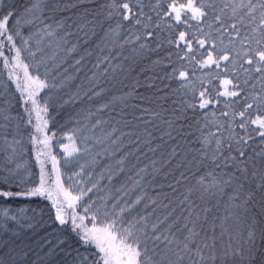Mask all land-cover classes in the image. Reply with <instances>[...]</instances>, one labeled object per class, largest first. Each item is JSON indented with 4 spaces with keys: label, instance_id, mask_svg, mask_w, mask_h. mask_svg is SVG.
<instances>
[{
    "label": "snow or ice",
    "instance_id": "snow-or-ice-1",
    "mask_svg": "<svg viewBox=\"0 0 264 264\" xmlns=\"http://www.w3.org/2000/svg\"><path fill=\"white\" fill-rule=\"evenodd\" d=\"M80 2L82 0H47L46 3L44 0H31L23 14L13 11L15 6L7 3L0 10V59L5 68L11 64L13 69L22 66L24 71L22 81L12 72L8 76L9 80L15 82L16 91L20 93L17 103L21 104L23 114L12 117L10 113L13 106L5 99L4 103L8 107L0 108V118L6 122L19 119L32 126L35 134L30 135L29 139L36 146L35 160L39 166L38 180L33 179L34 173L29 167L20 164L9 167L16 156V150L12 148L7 162L0 166V201L22 198L50 201L51 207L55 209L53 223L57 226L56 231L62 233L67 228L78 238L76 247H65L66 241L59 235L54 240H46L48 251L37 257L36 261L31 259L32 249L18 245L9 247L5 243L3 247L8 250L0 252V264H264V212H254L257 204L264 209V0H221L219 11L214 0H154L147 5L144 0H106V18H116V26L104 29L100 43L96 44L100 53L104 52V42L108 37L120 34L118 30L124 28L125 21L142 26L144 32L131 34L125 38V42L155 39L156 47L153 51L165 44L174 46L175 52H170L167 57L170 61L173 55L176 57L169 75L181 81L177 92L185 89L186 98L191 93L190 99L181 100L180 103L184 110H208L201 112L205 122L200 128L201 136L197 141L201 144V150L193 158L195 171L188 168L187 174L182 172L181 179L174 184L170 183L168 187L175 193V185L182 181L187 184L189 176L195 183L187 186L186 193L181 194L182 198L175 207H171L173 201L165 196L168 203L163 205L167 210L163 218L155 216L156 207L147 211L149 204L144 203L145 195L124 199L128 196L124 185L114 188L107 198L99 196L94 199L88 195L94 189L105 191L99 181L92 183L91 187H80L73 194L71 184L65 187L59 161L52 155L51 142L55 133L51 136L47 134L48 121L44 119L49 108L56 105L61 108L65 105L78 107L83 100H92L103 92L102 88L96 90L95 73L88 78L87 88L77 85L74 92L63 91L77 79L74 73L81 72L86 57L93 54L88 48H81V45H87L89 37L95 36L96 17L99 14L89 19L90 13L85 9L77 21H57L56 26L63 34L57 32L51 24L44 23L47 20L44 15L46 9L67 11L76 8ZM146 7L157 18L158 22L154 25L153 16L145 11ZM226 9H230V14ZM193 20L197 22L195 26L190 23ZM37 23L42 27H37ZM164 23L169 29L178 25L196 27L199 35L177 29L178 36L170 35L161 39L160 33L155 30L160 29ZM201 24L208 31L200 27ZM25 26L30 28L27 36L22 32ZM73 27L75 32L67 30ZM150 27L153 30L149 31ZM73 35L77 39L67 47L66 52L69 56L76 54L79 58L70 65L72 71L65 67L62 75L59 71L53 75V69L46 64L44 48L37 46L35 51L30 49V41L34 38H38V45L44 37L53 36L68 44L66 37ZM139 47L143 51L148 45L141 43ZM6 50L14 55L9 57ZM23 51H28L34 60V72H30L29 65L22 62ZM37 53L40 55L37 56ZM113 58L111 51L109 55H98L94 67L100 69L103 64L111 67ZM50 59L54 60L55 57ZM160 63V60L153 61L154 65ZM192 65L212 71L194 81L189 76V66ZM108 67L103 69L104 73H107ZM58 75L61 76L60 80H57ZM205 80L211 85V91L204 87ZM213 80L219 81V84L213 85ZM197 84L201 86L198 99ZM41 92H45V97L41 98L43 106L38 99ZM60 92L63 95H59ZM220 97L226 99L223 101L224 110H220L217 117L209 106L221 103ZM107 107L105 103L96 111ZM174 112H177L179 119V109H174ZM92 116L94 113L91 109L75 112V123L78 125L75 131L84 130L80 117L88 119ZM209 116L213 119L209 120ZM100 124V120H95L91 130ZM3 127L0 125V129ZM105 135L111 138L112 133ZM4 139L7 142L6 136ZM68 139L72 140L73 136ZM88 142L89 138L84 137L85 147L82 150L74 147L68 155L81 152L87 155L90 151ZM100 142L97 140V143ZM19 143L13 138V144ZM47 158L52 161L51 172L45 167ZM123 164L124 160L120 159L115 171H107L109 184L123 173ZM79 167L80 171L74 172L68 180L82 176L84 165ZM136 175L139 176V172ZM87 180L91 181L90 173ZM76 183L83 184L84 180H77ZM134 183L138 184L139 181ZM208 195L217 204L219 199L227 196L222 217L216 215L209 219L212 208L207 206ZM141 204L143 209L137 207ZM150 204L158 206V200L152 199ZM78 208L80 211H77ZM177 208L179 215H175ZM27 211L20 209V214ZM0 215L17 220V216L11 214L8 208L0 209ZM86 219L91 222V227L85 224ZM60 253L63 255L58 262Z\"/></svg>",
    "mask_w": 264,
    "mask_h": 264
},
{
    "label": "trees",
    "instance_id": "trees-1",
    "mask_svg": "<svg viewBox=\"0 0 264 264\" xmlns=\"http://www.w3.org/2000/svg\"><path fill=\"white\" fill-rule=\"evenodd\" d=\"M44 2L46 3L47 0H44ZM150 2H154V0H144L146 5ZM4 3L14 5L15 7L12 10L23 14V10L30 6L31 0H0V10H2ZM214 3L217 5V11H219L221 0H214ZM105 4L106 0H82V2L77 3L76 8H69L67 11L61 9L56 11L45 10L44 15L47 16V20L44 23L51 24L61 34H63V31L57 28V21L61 23L77 21L80 13L84 12L85 9L90 13L89 19H92L93 15L99 14L96 17L95 36L89 37L87 45H81V48L86 47L93 54L86 57L81 65V72L74 73L77 79L72 81L71 85L64 88L63 91L74 92L77 85H84L87 88L88 78L92 77L93 73H95L97 82L96 90L103 89L101 96L93 97L92 100L85 99L78 107L72 105H65L63 108L59 105L50 107L49 113L44 116V119L48 121L46 131L49 136L55 133L53 140L61 142L68 140L81 150L85 147L83 138H89L87 146L90 151L87 155L82 152L75 153L67 160H60V169L65 187L71 184L73 194H76L78 188L91 187L92 183L99 181L100 187H104L105 191L100 192L98 189H94V192L88 195L94 199L99 196L107 198V195L114 188L124 185L125 190L128 192V196L124 199L134 198L135 195H145L146 200L144 203L149 204L147 211H151L152 207H156L155 216L163 218L167 213L163 205L168 203L165 196L173 201L171 207H175L182 198L181 194L186 193L187 186L195 183L189 176L187 184L182 181L179 185H175L177 189L175 193H172L168 187L170 183L174 184L176 180L181 179L180 174L182 172L187 174L188 168L195 171L193 158L201 150V144L197 141L201 136L200 128L205 122L201 112L208 110H184V106L180 103L181 100L190 99L191 93L186 98L185 89H180L177 92L176 89L180 88L181 81L169 75L172 71V62L176 60V57L173 55L171 61L167 57L170 52H175L174 46L165 44L158 50L153 51L152 49L156 47L155 39L125 42V38L131 34L138 35L144 32L145 29L142 26L132 25L125 21L124 28L118 30L120 34L108 37L104 42L106 47H104V44L101 45L104 47V52L100 53L96 44L100 43V38L104 35V29L108 27L115 28L116 26V18H106ZM145 11L153 16V25L158 22L155 14L150 12L147 7ZM225 11L230 14V9ZM190 23L193 26L197 24L194 20ZM37 27H42V25L37 23ZM200 27L208 31L205 25L201 24ZM177 29L178 31H187L190 34L199 35L196 27L190 28L187 25H178L169 29L166 23L161 24V28L155 31L159 32L161 39H163L170 35L178 36ZM67 30L76 31L75 27ZM148 30L151 31L153 28L150 27ZM29 31L28 26L22 29L25 36L29 34ZM32 31H35V29H32ZM37 39L34 38L30 41V49L35 51L37 46L45 49L46 64L53 69V75L57 71L62 75L65 67L69 68L70 72L72 71L70 65L79 57L76 54L69 56L66 49L76 41L75 35L66 37L68 44L61 42L55 36L44 37L43 42L39 45ZM17 43L20 46L19 41ZM141 43L148 45L143 51L139 47ZM193 47H196L195 43ZM110 51L114 57L111 61L112 66L108 67L107 64H103L100 69L95 68L94 64L97 56L109 55ZM80 54L82 55L83 52L81 51ZM6 55L11 57L14 53L6 50ZM39 55L40 53H37V56ZM51 57H55V59H50ZM21 60L29 65L30 72L35 71L34 60L28 55V51L22 52ZM156 60H160L161 63L154 65L153 61ZM57 66L61 67L58 68ZM105 67H108L107 73L103 72ZM43 71L44 68L42 67L41 72ZM211 71L208 68L201 70L198 65L189 66V76L194 81L204 78ZM9 72H12L14 76H19L21 81L24 78L22 66L13 69L10 64L8 68H5L2 59H0V93H3L0 96V108L8 107L4 103L6 99L13 106L10 115L18 117V115L23 114V108L21 104L17 103L20 93L16 91L15 82L9 80ZM60 78L61 76L58 75L57 80H60ZM212 84L218 85L219 81L213 80ZM204 87H208L209 91L212 90L207 80H205ZM199 90H201V86L197 84V99ZM59 95H63V92H60ZM43 97H45V92H41L40 97H38L41 106L44 102L41 99ZM219 99L221 103L209 106L216 112L217 117H219L220 110H224L223 101L226 98L220 97ZM105 103L108 104L107 108L96 111ZM85 109H91L94 116L88 119L80 117L79 119L82 120L85 126L84 130L82 132L75 131L78 125L75 123L74 113L77 111L84 112ZM143 109H148V111H143ZM174 109H179V119H177V112H174ZM211 119L213 117L209 116V120ZM95 120H100L101 124L95 130H91V125ZM197 121H200V123L198 124ZM33 122L35 123V116H33ZM0 125H4L0 129V166L7 162L9 153L12 148H15V161L13 164H9V167H14L15 164L29 167L34 173L33 179L38 180L39 166L35 160L36 146H33L29 139L30 135L35 134L32 126L19 119L6 122L2 118H0ZM18 125L19 127H17ZM190 125L191 127H189ZM105 133H112L111 138L107 137ZM5 136L7 142H5ZM69 136H73V139H68ZM13 138L20 141V143L13 144ZM97 140L101 142L97 143ZM112 140H115V143H112ZM120 159L124 160V171L109 184L107 171H115L118 167L117 161ZM65 161H68V163L66 164ZM51 164V159L47 158L45 167L49 172L52 169ZM79 165H84L82 176L74 177L71 181L68 180L67 178L73 176L74 172L80 171ZM137 172H139V176L136 175ZM89 173L91 174L90 182L87 180ZM102 174L103 179H101ZM129 177H131V180ZM81 179L84 180V183L77 184L76 181ZM134 181H139V183L136 184ZM120 195L123 196V193ZM152 199L158 200V206L150 204ZM207 200V206L212 208L209 219L211 220L216 215L222 217L227 196L219 199V204L211 195L207 196ZM137 207L143 209V204ZM2 208L11 209V214H15L17 220L7 219L0 215V252L8 250L3 247L5 243L9 247L18 245L21 248L32 249L30 256L33 261H36L37 257L43 256L48 251L46 240H54L57 235L66 241L65 247L69 245L76 247L78 245V238L69 229L66 228L62 233L56 231L57 226L53 223L55 209L51 207L50 201L43 198L0 201V209ZM20 209H27L28 211L20 214ZM77 211H80V209L78 208ZM254 212L259 214L264 212V209H261L257 204ZM175 215H179V208H177ZM85 224L89 227L91 222L86 219ZM62 255L63 253H60L57 257L58 262L59 257Z\"/></svg>",
    "mask_w": 264,
    "mask_h": 264
},
{
    "label": "rangeland",
    "instance_id": "rangeland-1",
    "mask_svg": "<svg viewBox=\"0 0 264 264\" xmlns=\"http://www.w3.org/2000/svg\"><path fill=\"white\" fill-rule=\"evenodd\" d=\"M52 155L56 157V160L59 161V168H60V160L64 159L67 160L75 153H73L71 156L68 155V153L72 152V149L76 147L74 144L70 143L68 140L61 142L59 140H52ZM65 146H67V151H65ZM52 163V161H51ZM52 165V164H51ZM61 172V169H60ZM62 176V173H61ZM55 178V174L53 173V179ZM92 225L90 224L89 227Z\"/></svg>",
    "mask_w": 264,
    "mask_h": 264
}]
</instances>
